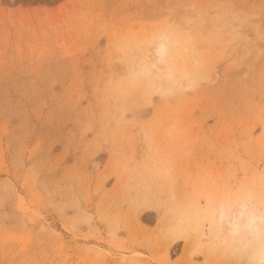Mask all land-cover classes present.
Segmentation results:
<instances>
[{
    "label": "rangeland",
    "instance_id": "1",
    "mask_svg": "<svg viewBox=\"0 0 264 264\" xmlns=\"http://www.w3.org/2000/svg\"><path fill=\"white\" fill-rule=\"evenodd\" d=\"M163 22L208 82L114 98L117 43ZM258 172L264 0H0V264H218L184 209Z\"/></svg>",
    "mask_w": 264,
    "mask_h": 264
},
{
    "label": "clouds",
    "instance_id": "2",
    "mask_svg": "<svg viewBox=\"0 0 264 264\" xmlns=\"http://www.w3.org/2000/svg\"><path fill=\"white\" fill-rule=\"evenodd\" d=\"M113 62L118 67L112 70L109 90L116 99L139 94L149 101H168L208 82L191 35L169 22L121 39ZM113 118L118 125L124 114L118 111ZM168 171L161 168L163 176ZM175 234L189 237L194 254L203 252L218 264H264V172L189 202Z\"/></svg>",
    "mask_w": 264,
    "mask_h": 264
}]
</instances>
